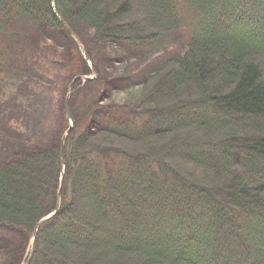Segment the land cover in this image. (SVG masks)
I'll return each mask as SVG.
<instances>
[{"label":"trees","instance_id":"trees-1","mask_svg":"<svg viewBox=\"0 0 264 264\" xmlns=\"http://www.w3.org/2000/svg\"><path fill=\"white\" fill-rule=\"evenodd\" d=\"M53 4L0 0V37L31 20L34 48L13 54L40 60L45 48L65 70L47 88L27 69L0 77V152L15 147L0 159L2 264L26 261L55 210L66 89L89 72L55 14L82 42L143 44L182 27L190 38L115 100L98 98V79L71 86L60 208L29 264H264V0ZM107 107L116 113L100 117Z\"/></svg>","mask_w":264,"mask_h":264},{"label":"rangeland","instance_id":"rangeland-1","mask_svg":"<svg viewBox=\"0 0 264 264\" xmlns=\"http://www.w3.org/2000/svg\"><path fill=\"white\" fill-rule=\"evenodd\" d=\"M30 26L31 20L21 19L17 21L16 26L11 27L0 37V52L2 54L1 59H5V64L9 65V61L12 57L11 55H13V51L17 43L18 35L25 33L26 28H30ZM89 33L90 37L92 38V33ZM90 37L88 34L86 35V38L83 40V45L89 55L93 66L96 68L97 64H106L109 68L115 70L116 72L115 79L107 77L106 80L103 81V78L100 77L101 87L98 88L102 91L101 93H99L98 98L102 96L103 93H108L109 100L111 101L117 99V96L118 94H120V92L125 93L126 90H132L136 81H143L144 79H146L167 60L182 55L187 48L190 35L188 30L182 27L170 33L164 34L152 42L143 44H118L111 41L92 42V39ZM134 57L137 58L130 65L137 68L135 70L127 66L128 60ZM140 60H142L144 64H142ZM7 67L8 66H6L5 68ZM56 69V67H50L49 61L46 62L45 60V62L41 64V67L35 70L43 75V80L51 79L52 81H54L57 75L58 77H63V74L65 73L61 68H59L57 74ZM21 71V64H17V62H15L13 65L9 66L8 69L2 70V72L0 73V77L1 79H3L4 75H14L15 73L20 74ZM104 71H107V69H104ZM97 78L98 76H96L94 80H97ZM108 79L113 80V82H108ZM90 84L91 83L87 84L84 87V90H86L87 86H89ZM48 91L51 92V89H49ZM6 93L8 92L6 91ZM51 94L53 95V92ZM59 97L60 94L57 93L55 95L56 103L58 102ZM2 100H4V98H2ZM44 101L47 102L48 100L44 98ZM104 102L102 103L106 106L107 103ZM45 107L50 108V106L48 105H46ZM115 113L116 110H113L112 107H107L104 111L102 109H99L100 117L113 115ZM43 115L44 117L46 116L45 113H43ZM45 119L48 121V118ZM7 125H10L11 128L17 127V129L19 130L23 129L16 118L9 119ZM46 127L47 126H44L41 130L43 134L45 133ZM1 143L2 141H0V144ZM14 148V146H10V144L8 143L7 149L1 150L0 159L3 158L6 153L8 154V152H11ZM12 155L13 154L10 155L9 159L12 158ZM10 236L11 234L0 229V237L8 238ZM6 256L7 255L4 253V250L0 251V264L5 261Z\"/></svg>","mask_w":264,"mask_h":264},{"label":"water","instance_id":"water-1","mask_svg":"<svg viewBox=\"0 0 264 264\" xmlns=\"http://www.w3.org/2000/svg\"><path fill=\"white\" fill-rule=\"evenodd\" d=\"M63 26L67 29V31L69 32V34L71 35V37L74 39L78 49L80 50L82 56L84 57V59L87 61V55L81 45V43L79 42V40L76 38V36L63 24ZM88 80V79H87ZM67 104H68V97L65 101V117L67 119V121H69V115H68V108H67ZM69 132V130L67 131V133ZM63 149H64V145L62 144L61 147V151H60V159H59V165H60V188L58 190L57 193V197H56V207H55V211L53 214L47 216L45 219L41 220L35 227L34 233L32 235V246H31V253L30 256L34 250L35 247V239H36V231L37 228L40 224H42L43 222H45L46 220H48L49 218H51L58 210H59V206H60V197H61V186H62V181H63V177H64V161H63Z\"/></svg>","mask_w":264,"mask_h":264}]
</instances>
